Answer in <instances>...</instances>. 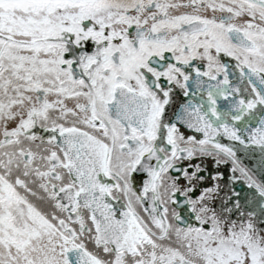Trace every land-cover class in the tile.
Listing matches in <instances>:
<instances>
[{
  "label": "snow or ice",
  "instance_id": "snow-or-ice-1",
  "mask_svg": "<svg viewBox=\"0 0 264 264\" xmlns=\"http://www.w3.org/2000/svg\"><path fill=\"white\" fill-rule=\"evenodd\" d=\"M0 264H264V0H0Z\"/></svg>",
  "mask_w": 264,
  "mask_h": 264
}]
</instances>
